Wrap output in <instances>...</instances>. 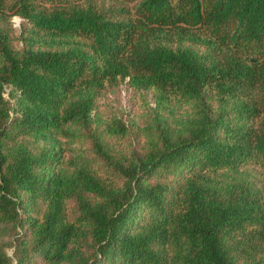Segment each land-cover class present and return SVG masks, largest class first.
Masks as SVG:
<instances>
[{
  "label": "trees",
  "instance_id": "trees-1",
  "mask_svg": "<svg viewBox=\"0 0 264 264\" xmlns=\"http://www.w3.org/2000/svg\"><path fill=\"white\" fill-rule=\"evenodd\" d=\"M256 168L264 0H0V264H264Z\"/></svg>",
  "mask_w": 264,
  "mask_h": 264
},
{
  "label": "rangeland",
  "instance_id": "rangeland-1",
  "mask_svg": "<svg viewBox=\"0 0 264 264\" xmlns=\"http://www.w3.org/2000/svg\"><path fill=\"white\" fill-rule=\"evenodd\" d=\"M14 27L19 29L20 18L15 16ZM120 80L115 86H107L102 94L100 101V111L105 114L117 113L126 122L137 118L146 105L153 107V99L151 91L135 90L126 82ZM256 174L261 178L264 177V169L256 168ZM11 253V250H8Z\"/></svg>",
  "mask_w": 264,
  "mask_h": 264
},
{
  "label": "clouds",
  "instance_id": "clouds-1",
  "mask_svg": "<svg viewBox=\"0 0 264 264\" xmlns=\"http://www.w3.org/2000/svg\"><path fill=\"white\" fill-rule=\"evenodd\" d=\"M10 254V253H9Z\"/></svg>",
  "mask_w": 264,
  "mask_h": 264
}]
</instances>
